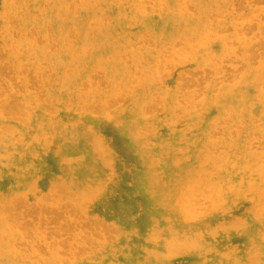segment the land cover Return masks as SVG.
<instances>
[{
    "label": "rangeland",
    "instance_id": "rangeland-1",
    "mask_svg": "<svg viewBox=\"0 0 264 264\" xmlns=\"http://www.w3.org/2000/svg\"><path fill=\"white\" fill-rule=\"evenodd\" d=\"M0 264H264V0H0Z\"/></svg>",
    "mask_w": 264,
    "mask_h": 264
},
{
    "label": "bare ground",
    "instance_id": "bare-ground-1",
    "mask_svg": "<svg viewBox=\"0 0 264 264\" xmlns=\"http://www.w3.org/2000/svg\"><path fill=\"white\" fill-rule=\"evenodd\" d=\"M195 14H196V13H195ZM180 42H181V41H180ZM186 52H187V51H186ZM189 52H190V51H189ZM189 52H188V53H189ZM203 160H204V159H203Z\"/></svg>",
    "mask_w": 264,
    "mask_h": 264
}]
</instances>
